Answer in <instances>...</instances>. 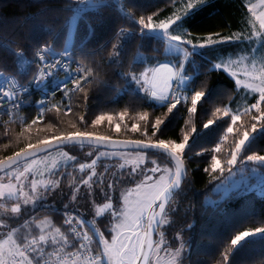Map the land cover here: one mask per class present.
I'll return each mask as SVG.
<instances>
[{
  "label": "trees",
  "instance_id": "obj_1",
  "mask_svg": "<svg viewBox=\"0 0 264 264\" xmlns=\"http://www.w3.org/2000/svg\"><path fill=\"white\" fill-rule=\"evenodd\" d=\"M181 1L106 0L95 8H82L70 44L66 47L73 0H0V71L14 75L21 83L27 82L29 74L22 75L16 71V53L23 52L25 57L32 58L40 48L50 45L52 54L67 52L73 60L81 62L88 71L89 81L83 83L82 89H77L63 98L62 104L69 106L67 112L59 105L47 111L43 120L31 127L22 129L19 126H11L5 129L0 126V160L6 159L30 143L35 144L42 139L76 131L110 138L145 142L164 139L166 142L180 143L183 135H189L191 130L198 134L204 130L203 124L210 119L207 112L211 107L227 109L236 93L232 78L226 72L212 68V60L209 57L202 54L195 60V77L183 82L180 87L182 96L191 95L196 90L204 91V97L198 103L195 113L187 111L191 104L190 97L172 112H167L168 102L158 104L139 90L131 80L133 73L139 77L145 70L165 62H173V55L165 50V41L147 30L141 32L138 21L141 17L147 20L148 16H152L155 22L165 19L174 13L176 7L183 5ZM245 1L247 0H203L182 18L181 27L185 28V34L193 40L208 36L229 37L236 31L241 33L246 23L245 11L248 12L244 6ZM262 39L264 47V38ZM230 52H235V49L232 48ZM183 65L182 76L192 73L194 63L187 61ZM216 92H221V96H215ZM258 96L254 94L250 102L254 103ZM121 112L127 113L123 121L119 119ZM144 113H147V120H140L139 116ZM99 115H111L114 119L111 123L104 120L98 125H92V121ZM240 115L239 128L237 127L240 134L229 142L223 152H218V159L222 160L223 164H227L229 153L235 146V140L239 139L245 130L244 126L248 129L251 127L250 114L245 115L243 111ZM82 118L85 123H82ZM157 118L164 121L160 132L153 137L148 121L154 123ZM117 123L120 124L119 132L114 130ZM133 123L139 126V131H129ZM224 126L225 122L222 128L216 125L211 132L203 131V136L196 135L190 140L191 145L181 157L186 168V177L166 207V218L158 228L156 241L163 240V249L182 246L181 264H223L224 254L229 256L228 264H264V233L246 238L235 249L231 245V239L239 232L264 227V189L262 193L237 189L222 199L218 193L213 192L214 185L228 174V166L225 165L224 171L216 175L209 163L217 153L213 149L217 145L220 148L231 138L223 129ZM259 127L257 124V131L250 135L242 150L243 155H264V127ZM66 149L77 158L76 161L59 169L63 174L58 177V186L55 185L46 193L44 191L45 202L31 212L26 213L22 209L21 220L34 216H50L53 222L56 221L58 228L65 231V211L75 213L77 219H82L83 213L84 228L92 237L94 249L99 252V236L95 233L102 232L109 238L112 219L107 215L94 218L89 191L82 187V183L78 185L84 176L78 164L91 161L82 155L89 147L70 146ZM141 153L148 157L161 158L173 166L162 154ZM119 163L115 159L99 160L98 176L93 183L97 189L105 190L110 182L114 183L112 200L116 203L119 192L126 185H121L122 182L126 177L130 180L132 176L127 170L118 169ZM259 167L264 173V166ZM99 174H103L102 185L97 183ZM52 178L57 179L53 176ZM131 182L132 180L128 181L127 185ZM77 186L79 191L73 199L72 193ZM214 197L213 203L204 202L206 198ZM98 199V204L106 201ZM64 205L69 206L67 210Z\"/></svg>",
  "mask_w": 264,
  "mask_h": 264
},
{
  "label": "snow or ice",
  "instance_id": "obj_2",
  "mask_svg": "<svg viewBox=\"0 0 264 264\" xmlns=\"http://www.w3.org/2000/svg\"><path fill=\"white\" fill-rule=\"evenodd\" d=\"M105 0H73V3H78L81 5H87L89 7H97L100 4H103ZM202 2V0H200ZM260 4L264 5V0H260ZM193 5L190 3L188 8L191 9ZM83 9L77 8L73 11L79 13ZM250 12L255 14V5L249 8ZM187 14V13H186ZM73 22L76 17H73ZM181 17L177 16L175 19L169 18L166 21H161L156 23L153 20L152 16H148L147 20L141 17L138 21L141 32L144 30L148 31H156L164 34V37L167 41L176 42V44L172 45L175 49L178 48L177 45H185L188 48H204L207 46H212L217 43H222L226 41H233L232 37H219L213 38V36H208L203 40V42H194L193 39H184L182 35L174 34V32L170 33V28L174 25ZM256 19L259 21V29L256 30L254 26V30L252 32V37H261L264 36V11H261L258 15H256ZM219 36V34H216ZM252 37L245 36L243 39L251 40ZM240 35L235 36V41H240ZM114 47H116L114 45ZM183 50L184 47H179ZM52 54V49L50 45H45L43 48H40L36 52V56L39 57V61L41 64L46 65L49 71L41 70L36 77L34 78V84L39 85L42 83L46 77L52 74V69H57L60 67L62 61L59 59H49L48 55L45 53ZM118 54V53H117ZM17 56L23 57V52L16 53ZM63 55H67L65 52ZM184 56H188V52L184 51ZM21 63H27L25 60H21ZM235 63L233 61H228L223 65V71L229 72V64ZM183 61H181L177 68L174 69L170 67L168 64H161L159 67H154L153 69L146 70L141 76H136L134 73L131 74V80L138 86V88L150 98L158 101V102H168L167 112H172L177 108L178 105L181 104V94L176 88L173 87L174 81H181L183 77L181 76V71L183 70ZM215 69H221V63H216L214 65ZM164 72L165 76L160 80L159 88L157 91V74ZM149 72L152 73L151 78H149ZM259 74L257 75V69L255 68V63H253V70L248 71L245 69L244 74L246 76H250L254 81L258 80L259 84L253 88V91H257L259 93L258 99H255L254 103H251L250 106H245L244 114L249 115L251 117V127L250 129L245 127V130L240 135L239 139L235 140V146L231 150L230 158L227 159L226 163L228 165L229 171L232 170L233 166H235L238 162V157L240 158V162L243 164L245 161L252 162L253 164H264V155H259L256 153H252L250 155L241 157L242 150L249 140V137L252 133L257 131V124L260 125L259 128L264 127V66H261L258 69ZM232 76H235V72L229 73ZM71 80H65L61 85H58V88L63 87L64 84L68 82H73L76 89H82L83 85L80 83L82 77L79 72L69 73ZM84 82L88 83L87 74L83 77ZM13 84L14 91L8 90H0V104L7 103L8 109L4 111L7 113L10 109L16 108L22 102L17 99L16 92L19 91L24 93L28 89L31 88V84L28 87H19L16 88L14 81H9ZM241 81L239 79L236 80V84L239 85ZM248 85L246 84L245 87ZM204 91L196 90L191 93V95L185 94L183 96V100L187 101L190 97L191 106L187 108L189 113H195L197 111L198 103L202 101L204 97ZM44 100L39 102V105H43ZM252 110H255L254 112ZM39 116L36 119L31 121V125L37 124L38 120L43 116L46 108L38 106ZM221 111L220 108H216V113ZM126 112L119 113L120 121L124 120ZM223 115L225 117L228 116V111L225 110ZM114 117L111 115H99L93 121L92 125H98L102 121L107 120L110 123L113 121ZM140 120H147V113L139 116ZM241 119V115L239 113L233 114L231 116V124L227 127L228 133L234 132V127L238 121ZM164 119L157 118L154 123L148 121V124L151 128V135L156 137L160 132L161 125ZM86 121L82 118V123ZM216 123V121L209 119L207 123L203 124V127L208 128L211 125ZM75 127V125H73ZM116 132L120 131V124L117 123L114 127ZM139 126L136 123H133L129 131L137 132L139 131ZM189 141V136L185 135L183 137V141L180 143H174L171 141L166 142L164 139H158L156 142L143 143L140 140L135 141H113L108 136H100L94 135L85 131H76L70 133L68 135H59L55 136L51 139H42L39 140L38 143L28 144L26 147L20 149V151L15 152L13 155L8 156L6 160H0V172H3L9 178L12 177L13 169H20L21 162L23 161L25 167H23L22 171H18L15 175V180L18 182L15 186L14 191H9L7 195L3 191H0V199L5 201L12 200L15 201L11 205V207H7L3 204H0V209H2L3 213H11L14 216H17L21 213V204L19 201L21 199L24 200V203H28V198L25 196L24 188L27 185L22 184L21 182L24 180H28L29 177L27 174L32 173L33 178L31 179V190L28 193V196L34 197L32 203L35 204L37 200L43 198V194L38 192L37 186L40 183L37 181L34 176L35 174H39L41 176L44 175V171L46 170L50 176L57 177L56 180H49L44 185L45 193L50 190L52 185L59 184V175H62L59 171V165L53 163L51 166L48 164L44 165V169H36L35 172L33 170V165L37 163L35 157L38 153L45 152L50 153L51 149L55 148L58 151L62 149V147L66 144L72 143H80L83 147L85 143L89 145V151L87 153L88 156H92L93 153H96L94 159H92L91 163H79L78 167L81 173H84L86 169H93L91 175L87 177V179H82L80 183L92 187L93 177L98 176L95 172L94 167L97 164V161L103 157L108 156L111 158L112 156L118 155L116 152H105L101 151L102 148L107 147H125V148H134L137 149L134 154L137 156L142 155L141 151L145 149H154V150H163V152L170 155L173 161L176 162L175 172L174 174H170L167 182L163 186H159L158 184L149 185L150 188H154L155 191L150 196V198L137 199L134 202L130 203L129 198L133 195V190H128L126 194H122V204L119 208L113 203L112 197L105 193L106 198L108 200L107 203L97 206V214L103 215L104 213H109L112 216V226L111 231L113 233L111 242L105 239V236L102 232L97 231L95 235L99 236V247L102 248V251L97 252L94 256L90 253L92 249L90 248V243L92 241V237L88 235V232H81L80 228L84 227V221L82 219H77L75 213H70L65 211L64 215L66 217L65 224L69 227L62 231L61 228H53L51 225L47 230H45L39 223L36 224V227L39 229V234L36 235L34 233H29L24 236L22 239H16L15 234L19 231L18 228L13 227L14 220L11 217L0 218V229H6V233H4V239L0 242V264H49V259L52 256H55L58 260L64 261L65 257L61 256L60 253L65 249L72 248L75 249V252H70L68 255L69 259H73L75 264H154L150 253L153 249L156 250V253L161 251V244L163 240L156 241L152 238L153 233L156 231L158 227L161 226V221L166 218V202L169 197L173 194L174 190L179 189L182 179V171H181V155L185 154V149L187 147ZM219 145L215 149L214 152H218ZM133 153H129L132 155ZM61 155L67 161H76L75 156L69 155L67 152L61 151ZM153 164L156 165V161H153ZM123 165H121V168ZM212 171L215 172L219 169L221 172L224 169L221 167V161L217 159L215 155L212 156ZM107 167L105 171L107 172ZM158 166L148 168V169H140V173L144 174L145 181H153L155 174L158 171ZM207 171V169H205ZM137 173V169L134 168L129 175ZM151 173L152 175H148ZM100 179L97 181L98 184H103V174H99ZM162 179V177H161ZM114 183H109L108 188H114ZM140 187V184L137 185V188ZM79 191V187L74 188L72 197L75 199L76 192ZM91 195V192L89 193ZM69 206L64 205L65 210H67ZM159 218V219H158ZM79 225L80 228L74 227L73 224ZM21 227H30L29 222L25 221V224ZM126 229V231H124ZM143 233V234H142ZM264 233V227H257L254 230L241 231L237 235L231 239V245L233 249H235L242 241H244L248 237L256 236L257 234ZM7 245V248L5 247ZM51 246L53 251L46 252V248ZM166 250V249H165ZM179 253L180 249L175 250V259L176 264H179ZM77 254H79V259H76ZM87 254V255H86ZM229 256L227 254L223 255V264H228Z\"/></svg>",
  "mask_w": 264,
  "mask_h": 264
},
{
  "label": "rangeland",
  "instance_id": "obj_3",
  "mask_svg": "<svg viewBox=\"0 0 264 264\" xmlns=\"http://www.w3.org/2000/svg\"><path fill=\"white\" fill-rule=\"evenodd\" d=\"M106 1V0H105ZM203 1V0H202ZM180 3H183V5H180L178 7L175 8L174 13L165 18V19H160L158 21H156V23H159L161 21H166L169 18L171 19H175L177 16H180L181 19L178 20L174 25H172V27L170 28V33L174 32V34L177 35H182L184 39H191L188 35L185 34V28L181 27V20L183 17H185L186 15H188L194 8H196L195 6L200 4V0H182ZM192 4L193 7L191 9L188 8L189 4ZM253 5H255V14L253 12L249 11V8L252 7ZM260 5V0H247L244 2V6L245 8L248 10V12L246 13L245 11V15L244 17H246V23L244 26V31L243 32H234L232 34L233 41H226V42H222V43H217L215 45L212 46H207L204 48H188V46L185 45H177L178 48H174L172 47V45L176 44V42H172V41H167L164 37L163 33L160 32H156V31H149L151 34H155L158 35L160 38H162L165 43H166V47L165 50L167 53L173 55L172 59L173 62H165L162 64H168L170 67H173L174 69L177 68V65L183 61V64H185V62H192L194 63V65H192V73H190V79H193L196 75V64H195V60H197V58L199 56H201L202 54H204L205 56L209 57L212 62H211V66L212 68H215L214 65L216 63H221L222 67L220 70L223 71V65L225 63H227L228 61H233L235 63H231L229 64V72H226L234 81L235 83V87H236V93L235 95L232 97V99L230 100V104L228 105L227 109L225 108H220L221 111L219 113H216L215 115H213V113H215L216 108H212L207 112V116L210 117V119L216 121V123H214L213 125H211L210 127L206 128L204 127V130H202L199 134L198 132H192V130L188 133V134H184L183 137L185 135L189 136V141L187 144L188 148L191 144H190V140L192 141L193 136H203L202 134L203 131H208L211 132V129L215 128L216 125H219L220 128L223 127V123L225 122L226 126H224L223 129H225V131H227V127L231 124V116L233 114H237V113H241L244 111L245 106H250V99L254 94L259 95V93L257 91H253V88L256 87L259 84L258 80H253L250 76H246L244 74L245 69H247L248 71H252L253 70V63H255V68L257 69V75L259 74L258 69L261 66H264V47H263V41L261 37H252V32L254 30V18L256 17V12L257 9ZM85 7H89L87 5H81L78 3H74L71 6L72 9V15L69 19V23H68V30H67V34H66V41H65V46L68 47L71 41V37H72V33H73V29L76 23V20L79 16V13L82 12L80 11L79 13L73 11L74 9L77 8H85ZM187 13V14H186ZM73 17H76L75 21L73 22ZM255 29L258 30V28ZM148 31V30H147ZM236 35H240L241 40L240 41H235V36ZM245 36H249L252 37V39L249 40H245L243 39V37ZM207 38V37H206ZM205 39V38H204ZM204 39H197L194 40V42H203ZM179 47H184L183 50H181ZM234 48L235 52H230V50ZM184 51L188 52V56L185 57L184 56ZM160 65L156 66L159 67ZM153 69V68H152ZM150 70V69H148ZM146 71V70H145ZM144 71V72H145ZM143 72V73H144ZM230 72H235L236 75L232 76L229 73ZM152 73L149 72V78H151ZM165 74L163 71H161V73L157 74V88L156 90L159 91V83L160 80L162 78H164ZM182 76V74H181ZM239 79L241 81V83L239 85L236 84V80ZM181 83H183V80H181ZM248 85L247 87H245V85ZM140 90V89H139ZM221 92H216L215 96H221ZM258 99V98H257ZM154 100V99H153ZM156 101V100H155ZM158 104H162L161 102L156 101ZM166 102V101H165ZM164 103V102H163ZM191 106V104H190ZM212 106V105H211ZM227 110L228 111V116L225 117L223 115L224 111ZM239 122L233 126L234 127V132L233 133H228L230 134L231 138L228 139L227 142H224L223 145L220 146V150L218 152H223V150L227 147V145H229L230 141H232L233 139H235L239 134H240V129H238L239 127ZM238 127V128H237ZM23 128H27V127H22ZM183 137H182V141H183ZM250 138V137H249ZM248 142V141H247ZM246 142V144H247ZM245 144V145H246ZM216 148V147H215ZM90 149L87 150H82V155H84V157H86L88 160L89 158L94 159L96 156V153H93L92 156H88L87 153ZM61 151L67 152L69 155L72 156L71 152L69 149L66 148H62L60 151L53 150L50 153H46L43 154L41 156H38L36 158H33L37 161V163L35 165H33V170L35 172L36 169H44V165L48 164L49 166H51L53 163H56L59 165V169L62 167H65L67 165H70L71 163H73V161H67L62 155H61ZM101 151H105V150H101ZM105 152H116V151H105ZM214 154L217 159H218V154L219 153ZM118 153V155L112 156L111 158H109L108 156H103L101 157L99 160L101 159H115L118 160L119 166L118 169H125L128 172H132V170L134 168L137 169V173L132 174V176L130 177V180H132V182L127 185L129 178L126 177L125 181L122 182L121 185H123L124 183L125 188L121 189V191L118 194V201L116 203V201L112 200L113 203L117 206V208H119L122 204V194H126L128 190H133V195L129 198L130 203L134 202L137 199H148L150 198V196L153 194V192L155 191L154 188H150L149 185H153V184H158L159 186H163L167 180L170 174H174V168L171 164L166 163L163 159H159V158H154L152 156H146L145 154L142 153V155L137 156L135 154L129 155L128 152H116ZM230 154L229 153V158H230ZM245 155H243V151L241 153V157H244ZM182 157V155H181ZM98 160V161H99ZM220 160V159H218ZM87 162V163H91ZM98 161L97 164L94 167L95 172L98 174L97 171V167H98ZM153 161H156V165L153 164ZM222 161V160H220ZM210 164H212V158L209 162ZM121 165H123V167L121 168ZM226 165V167L228 166L227 164H223L221 162V167L224 169V166ZM158 166V171L154 176L153 181H145L144 179V174L140 173V169H148V168H152ZM259 166H264V164H253L252 162H247L245 161L243 164L240 162V158L238 157V162L235 166H233L232 170L229 171V168L227 169V175L225 176V178L221 181H219L218 183H216L213 187V192L214 193H218L219 194V198L222 199L224 198L226 195H228L230 192L237 190V189H241L244 190L246 192H256V193H262L263 189H264V173L262 172V169ZM23 167H25L24 163L21 164L20 169H13V174L12 177L9 178L8 176H6L3 172L0 173V191H3L5 193V195L8 194L9 191H14L15 190V186L17 185V181L15 180V175L18 173V171H22ZM93 169L89 168L86 169L84 171V173H82L84 176H82V179H87V177L89 175H91ZM214 173H216V175H219V173H221V171L219 169H217ZM29 179L28 180H24L21 183L27 185V187L24 188V192H25V196L28 198V203H24V200L21 199L19 201V203L21 204V211L22 209L25 210V212H31L33 209H35L38 205H40L42 202H45V197H43L42 199H39L36 201L35 204L32 203V200L34 199V197H30L28 196V193L31 190V179L33 178V174L29 173L27 174ZM148 175H152L151 173H148ZM97 177V176H96ZM93 177V183L96 181L95 178ZM162 177V179H161ZM34 178L39 181L40 183L37 186V190L38 192L42 193L44 195V185L47 183V181L49 180H54L52 178V176L49 175V173L45 170L44 171V175L41 176L39 174H35ZM81 180V179H80ZM92 183V187L89 188L86 185L82 184V187H84L85 189H88L89 193L91 192V195L88 194L89 199L91 200V210L93 212L94 218L99 217V216H109L112 219V216L109 213H104L103 215H98L97 214V206L98 205H102L104 203H107L108 200L106 198L105 193H107L108 195H110L112 198H114V188L109 189L108 186L106 187L107 189H97V186H94V184ZM80 181L78 183V185H80ZM140 184V187L137 188V185ZM55 184L52 185L50 187L54 188ZM101 198L103 201L106 199V201H104L102 204H98L100 203L99 199ZM215 197L210 199V198H206L204 200L205 203L207 204H211L213 203ZM7 202H15L12 200H8L5 201L3 199H0V204H3L7 207H11L12 204H8ZM8 217H11L12 220L15 221V223H13V227H16L19 229V231L15 234L16 239H22L24 236L28 235L30 232L34 233L36 235L39 234V229L36 227V224L39 223L41 225V227H43L45 230H47L49 228V226L51 225V227L55 228L58 227L56 225V221H52V219L49 217H44V218H35L34 217H30L24 221H22V212L17 216H14L11 213H3L2 209H0V218H5L7 219ZM82 220L84 221L85 219V215L82 213L81 216ZM25 221L29 222L30 227H21L22 225L25 224ZM87 221H90L87 219ZM65 224V222H64ZM112 226V224H111ZM111 229V228H110ZM6 229H0V242L3 241L4 239V233H6ZM111 231V230H110ZM124 231H126V229H124ZM143 234V233H142ZM112 231H111V236L108 238L105 236V239H107L109 242H111V238H112ZM258 235V234H257ZM253 237V236H252ZM98 242H99V237H98ZM7 248V245L5 246ZM176 249H180V253H179V264H181V259H182V255H183V248L182 246H179L175 249H163L162 248V244H161V251L158 253H156V250L153 249L152 252L150 253V256L152 258V260L154 261V264H176V259H175V250ZM100 251H102V248L100 247Z\"/></svg>",
  "mask_w": 264,
  "mask_h": 264
},
{
  "label": "built area",
  "instance_id": "obj_4",
  "mask_svg": "<svg viewBox=\"0 0 264 264\" xmlns=\"http://www.w3.org/2000/svg\"><path fill=\"white\" fill-rule=\"evenodd\" d=\"M37 52V51H36ZM36 52L32 58L17 56L15 61L16 71L22 75L29 74V78L27 82H19L17 78L12 74H6L3 71H0V90H8L14 91L13 84L9 81H14L16 88L19 87H28L30 84L32 85L30 89L21 93L19 91L16 92L17 99L22 102L18 107L10 109L7 113L4 111L8 109V104H0V126L5 129H9L11 126H19V127H27L29 123L33 119H36L39 116L38 106L46 108L43 116L38 120V122L42 121L44 115L47 111L56 108L60 105L64 112L69 110V106L67 104H62V100L65 96L73 94L77 91L73 82H68L64 84L63 87L58 88V85H61L66 79L71 80L69 73L73 75L77 72L80 73L82 79L80 83L83 85L84 79L83 77L87 74L88 71L84 67L81 62L73 60L72 57L67 55H63L65 52H59L55 54H47L49 59H59L62 61L60 67L57 69H52V74L45 78V80L39 85L34 84V78L41 71H49L46 65H43L39 61V57L36 56ZM19 53V52H18ZM27 61V63H21V60ZM183 82L190 80V75L185 74L182 76ZM182 83L181 81H174L173 87L180 91ZM44 100L43 105H39V102ZM182 102H186L183 100V96L181 95ZM167 102V101H166ZM66 229L69 227L66 225ZM74 227L80 228L79 225L73 224ZM81 232H88L84 227L80 228ZM88 235L90 236L89 232ZM90 248L92 249L91 255H95L97 252L94 249L93 243L91 241ZM53 249L51 246L46 248V252H52ZM70 252H75V249L68 248L60 253L61 256L65 257L64 261L58 260L55 256H52L49 259V264H75L73 259H69L68 255ZM87 255V254H86ZM76 259H79V254H77Z\"/></svg>",
  "mask_w": 264,
  "mask_h": 264
},
{
  "label": "water",
  "instance_id": "obj_5",
  "mask_svg": "<svg viewBox=\"0 0 264 264\" xmlns=\"http://www.w3.org/2000/svg\"><path fill=\"white\" fill-rule=\"evenodd\" d=\"M110 139L113 140V141H135V140H136V139H123V138H110ZM140 141H142V140H140ZM142 142L145 143V144H146V143H150V142H145V141H142ZM70 146H81V145H80V143L77 142V143H72V144H66V145H64L62 148H66V147H70ZM83 147H89V145H88L87 143H85V144L83 145ZM53 150H56V149H55V148L51 149V151H53ZM101 150H105V151H116V152H136V151H138L137 149H134V148H125V147H116V148H113V147H107V148H102ZM51 151H50V152H51ZM139 151H141V152H155V153H159V154L164 155V156L167 157V158L170 160V162L173 164V166H174V172H175L176 162L172 160V158L170 157L169 154L163 152V150L145 149V150H139ZM43 154H46V153H45V152L38 153V155L35 156V157H32V159H33V158H36V157H38V156H41V155H43ZM4 160H6V159H4ZM22 163H23V161L21 162V164H22ZM181 171H182V179H181L180 187L182 186V184H183V182H184V179H185V177H186V168H185V166H184V163H183L182 159H181ZM0 173H1V172H0ZM180 187H179V189H180ZM179 189L174 190L173 194L169 197L168 201L166 202V207L168 206L169 202L172 200V198L174 197V195L177 193V191H178ZM158 219H159V218H158ZM158 228H159V227H158ZM158 228H157L156 231L153 233L152 238H153L154 240H157V239H158Z\"/></svg>",
  "mask_w": 264,
  "mask_h": 264
},
{
  "label": "crops",
  "instance_id": "obj_6",
  "mask_svg": "<svg viewBox=\"0 0 264 264\" xmlns=\"http://www.w3.org/2000/svg\"><path fill=\"white\" fill-rule=\"evenodd\" d=\"M261 11H264V5H261L260 4L259 7H258V9H257L256 15H258ZM254 19H255L254 20L255 26H256V28L259 29V21L256 19V17ZM261 38H264V36H261ZM262 41H263V39H262Z\"/></svg>",
  "mask_w": 264,
  "mask_h": 264
}]
</instances>
